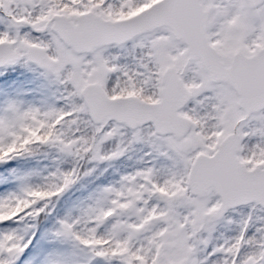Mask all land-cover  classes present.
Segmentation results:
<instances>
[{
    "label": "snow or ice",
    "instance_id": "1",
    "mask_svg": "<svg viewBox=\"0 0 264 264\" xmlns=\"http://www.w3.org/2000/svg\"><path fill=\"white\" fill-rule=\"evenodd\" d=\"M0 264H264V0H0Z\"/></svg>",
    "mask_w": 264,
    "mask_h": 264
}]
</instances>
